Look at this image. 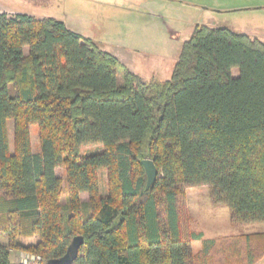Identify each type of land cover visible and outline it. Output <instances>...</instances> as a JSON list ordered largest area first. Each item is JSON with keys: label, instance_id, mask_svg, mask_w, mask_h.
Here are the masks:
<instances>
[{"label": "trees", "instance_id": "trees-1", "mask_svg": "<svg viewBox=\"0 0 264 264\" xmlns=\"http://www.w3.org/2000/svg\"><path fill=\"white\" fill-rule=\"evenodd\" d=\"M144 159L158 169L148 190ZM199 186L232 224H264L263 41L197 24L171 77L146 81L63 20L0 13V264H23L13 250L47 264L76 236L71 264L261 261L264 231L191 230L186 192Z\"/></svg>", "mask_w": 264, "mask_h": 264}, {"label": "rangeland", "instance_id": "rangeland-1", "mask_svg": "<svg viewBox=\"0 0 264 264\" xmlns=\"http://www.w3.org/2000/svg\"><path fill=\"white\" fill-rule=\"evenodd\" d=\"M141 1L127 0L128 13H115L113 7L109 11L89 8L78 14L70 11V16L74 19H69V27L95 40L101 48L113 53L131 71L145 80H167L171 77L181 47L191 37L192 29L197 24L227 27L264 42V0H150L149 4L140 5ZM7 4L15 6L14 0H7ZM233 74H238L237 68L233 70ZM9 132L13 149V120L9 121ZM31 138L33 152L39 153L41 149L37 124L31 126ZM101 148L99 144L85 145L82 146V152L92 153ZM58 173L65 184L64 169L59 168ZM100 176L101 190L105 192L107 171L101 170ZM82 200H88V194L85 193ZM65 201L64 190L63 202ZM186 204L191 230H203L207 238L264 231V224H232L229 207L214 205L208 186L188 188ZM38 240L39 237L35 236L25 241ZM0 242L7 243L8 240L0 237ZM192 247L195 251L193 242ZM28 254L30 257L34 255L13 250L12 257L23 263L27 262L25 259ZM259 264H264V258Z\"/></svg>", "mask_w": 264, "mask_h": 264}, {"label": "crops", "instance_id": "crops-1", "mask_svg": "<svg viewBox=\"0 0 264 264\" xmlns=\"http://www.w3.org/2000/svg\"><path fill=\"white\" fill-rule=\"evenodd\" d=\"M149 3L150 0H142L140 2V5H146ZM13 5L15 6H10L9 4H7V0H0V13L2 12L13 13V14L26 13L37 18L52 17L63 20L66 23L67 27H69V23H68L69 19L71 20L74 19V17L71 18L69 13L70 11L72 13L76 11V13L78 14L80 12L87 11V9L89 8H95V9L98 8L99 11H109L112 7L115 9L114 10L115 13H120V12L128 13L129 11V10L127 11V9L129 8L127 6L128 5L127 0H14ZM122 8L124 9L122 10ZM83 195L84 194H82V196ZM201 231L204 234V238H207L206 233H204L203 230ZM193 245H195V252H197L202 248V241L195 240L193 241ZM12 256H13V251L11 255V260L13 262H17L14 260L13 258L14 256L13 257ZM257 264H259V262Z\"/></svg>", "mask_w": 264, "mask_h": 264}, {"label": "water", "instance_id": "water-1", "mask_svg": "<svg viewBox=\"0 0 264 264\" xmlns=\"http://www.w3.org/2000/svg\"><path fill=\"white\" fill-rule=\"evenodd\" d=\"M142 163L147 174L146 189L148 190L157 179L158 169L152 159H144ZM83 242V237H74L70 245L68 246L66 254L61 258L49 260L47 264H71L77 258L79 254V248L81 247Z\"/></svg>", "mask_w": 264, "mask_h": 264}, {"label": "built area", "instance_id": "built-area-1", "mask_svg": "<svg viewBox=\"0 0 264 264\" xmlns=\"http://www.w3.org/2000/svg\"><path fill=\"white\" fill-rule=\"evenodd\" d=\"M30 256V254L26 256L25 260L27 262L22 261L23 264H45V259L41 255H33L32 257Z\"/></svg>", "mask_w": 264, "mask_h": 264}]
</instances>
